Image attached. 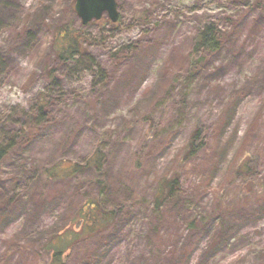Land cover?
<instances>
[{
  "label": "rangeland",
  "instance_id": "obj_1",
  "mask_svg": "<svg viewBox=\"0 0 264 264\" xmlns=\"http://www.w3.org/2000/svg\"><path fill=\"white\" fill-rule=\"evenodd\" d=\"M115 1L110 30L106 15L83 26L75 0H0V150L19 144L0 158V264H52L96 195L111 224L61 264H264V0ZM66 25L86 55L64 63ZM206 25L209 55L193 52ZM97 150L101 169L85 167ZM162 179L176 192L159 201Z\"/></svg>",
  "mask_w": 264,
  "mask_h": 264
},
{
  "label": "trees",
  "instance_id": "obj_2",
  "mask_svg": "<svg viewBox=\"0 0 264 264\" xmlns=\"http://www.w3.org/2000/svg\"><path fill=\"white\" fill-rule=\"evenodd\" d=\"M101 22V21H100ZM99 23V22H97ZM119 23V22H118ZM117 23V24H118ZM116 25L111 24L108 20L102 23L101 27L107 26L110 30H113L117 27ZM220 35L217 36V32L212 28V26H204L200 31H198L194 44H193V52L195 53H205L212 54L216 50L219 49ZM53 42L55 43L54 50L59 57V60L62 62H68L75 59L78 56L86 55V51L83 49V45H85L86 40L81 32L78 30L72 29L69 25L64 26L62 29L58 30L54 37ZM102 78L105 80V73L102 74ZM48 99H39V101L35 104V111L37 113V120H42V118H47L49 103ZM34 111V110H33ZM24 139L21 140L20 143H23ZM19 145L18 143H10L9 149L10 151L15 148V146ZM9 149H1L0 150V158L6 156L8 154ZM196 150L193 147V140L190 142L187 149V156H194ZM102 159L103 154L97 150L93 153L92 157L86 161L85 167L101 169L102 167ZM83 167H79L76 164L70 166H60L55 167L54 170L47 171V179L53 183L64 182L71 178L77 171ZM102 187V184L98 182ZM177 184V179H173L171 181H166L162 179L158 184V196L157 200H160L164 197H170L172 193L175 191V185ZM116 187L115 184L112 185L114 189ZM58 191V188H56ZM176 192V191H175ZM159 200V201H160ZM4 203L0 202V209L4 207ZM77 212L74 215V219L79 224H82L80 229L74 230L70 228L69 231L66 230L65 234L61 235L59 241L53 244L49 251L51 252V263L52 264H61V254L64 252L66 244H68L71 240H77L78 238H83L86 236L93 235L98 233L105 228H107L112 221L113 211L106 210L101 205L100 199L98 196H94L91 199L81 202L77 208ZM195 221H191L189 226H195Z\"/></svg>",
  "mask_w": 264,
  "mask_h": 264
},
{
  "label": "water",
  "instance_id": "obj_3",
  "mask_svg": "<svg viewBox=\"0 0 264 264\" xmlns=\"http://www.w3.org/2000/svg\"><path fill=\"white\" fill-rule=\"evenodd\" d=\"M74 11L83 26L99 21L104 14L111 23H116L119 17L115 0H75Z\"/></svg>",
  "mask_w": 264,
  "mask_h": 264
}]
</instances>
